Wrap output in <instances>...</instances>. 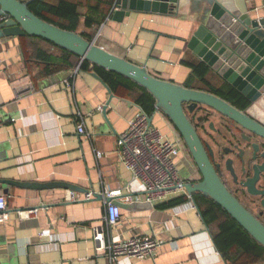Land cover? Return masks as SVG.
Listing matches in <instances>:
<instances>
[{
	"label": "crops",
	"instance_id": "1",
	"mask_svg": "<svg viewBox=\"0 0 264 264\" xmlns=\"http://www.w3.org/2000/svg\"><path fill=\"white\" fill-rule=\"evenodd\" d=\"M68 1L79 4L80 30L100 2L94 16L103 12L105 18L93 29L96 45L146 66L155 76L185 85L191 69L181 59L187 53L195 57L188 43L204 14L202 0H180L167 14L133 11L122 22L108 19L114 4L106 0ZM218 1L237 13L264 16V0ZM95 73L77 66L40 77L36 66H27L19 37L0 39V194L7 197L9 216L0 223V252L18 264H228L214 242L216 228L205 224L188 195V201L167 209L157 204L143 210L122 208L118 224L105 228V242L138 235L157 238L161 245L154 257L123 255L111 261L106 251L97 250L92 226L106 213L104 197L86 200L85 191L100 194L107 188L116 196L147 199L145 185L133 178L117 147L138 107L113 93L108 123L98 106L107 104L110 93ZM246 111L264 124V97L251 102ZM155 116L167 129L162 133L178 141L168 118L160 112ZM81 122L90 136L79 134ZM214 125L221 128L222 119L216 117ZM176 162L187 181L198 178L189 152L180 149ZM8 180L15 183L4 182ZM30 183L41 186L28 187ZM242 199L254 213L258 211L248 196ZM33 208L36 216H19L20 210Z\"/></svg>",
	"mask_w": 264,
	"mask_h": 264
},
{
	"label": "water",
	"instance_id": "2",
	"mask_svg": "<svg viewBox=\"0 0 264 264\" xmlns=\"http://www.w3.org/2000/svg\"><path fill=\"white\" fill-rule=\"evenodd\" d=\"M204 14L192 32L188 47L193 54L217 72L228 84L232 85L252 103L264 97V16L257 17L250 13H237L218 0H202ZM172 4V5H171ZM180 5V0H115L112 19L122 22L131 12L167 14ZM7 17L5 20L1 18ZM31 35L44 38L55 45L72 51L80 56L81 62L88 60L94 65L117 72L146 88L156 98V109L161 111L182 137L192 156L201 178L185 183L187 193L192 197L196 193L212 198L221 205L258 243L264 246V222L249 210L222 180L221 165L214 162V152L205 144L189 117L197 108L203 107L217 112L231 120L240 128L249 132L244 135L250 142L253 136L264 140V124L242 111L223 98L203 90L191 89L182 84L162 79L151 74L146 66L136 64L126 58L117 56L87 40L80 33L62 29L47 22L29 8L27 2L20 0H0V39ZM96 78L105 82L98 74ZM106 85V84H105ZM107 86V85H106ZM110 96L104 106L106 121L107 107L115 97L107 86ZM211 127H214L211 122ZM251 167L243 161L244 150L239 149L242 161V180L239 182L247 192L260 198L261 214L264 213V152L260 145L254 143ZM230 153V150H226ZM234 161L226 162V169L237 182ZM251 173V175H247ZM1 181V180H0ZM7 183H15L4 181ZM28 187L40 188L39 183L27 184ZM71 189V188H70ZM72 190V189H71ZM74 190V189H73ZM89 191H85V194ZM100 194L95 193L94 196ZM100 197V196H99ZM119 198H106L126 210H143L153 208L149 201L125 204ZM0 264H18L0 252Z\"/></svg>",
	"mask_w": 264,
	"mask_h": 264
},
{
	"label": "trees",
	"instance_id": "3",
	"mask_svg": "<svg viewBox=\"0 0 264 264\" xmlns=\"http://www.w3.org/2000/svg\"><path fill=\"white\" fill-rule=\"evenodd\" d=\"M20 1L27 2L28 8L41 19L62 29L78 32L89 41L94 38L95 30L93 29L97 28L105 18L103 12L98 17L94 16L100 5L99 2L93 7L91 14L86 15L85 28L80 30L81 12L78 3L68 0H58L55 3L50 0ZM114 2L115 0H106L108 5ZM88 29L93 31L88 32ZM19 39L27 66H36L40 77L79 66L82 71L96 72L113 93L129 98L150 115L156 111V98L135 81L117 72L94 65L88 60L81 62L80 56L76 53L61 48L44 38L24 35ZM181 63L191 69L185 87L213 93L242 111H246L251 105V101L246 96L228 84L221 76L215 74L196 56L187 53L181 59ZM189 199L187 195L182 194L160 202L156 207L167 209ZM192 200L205 224L216 228L213 234L214 242L228 264H264V246L258 243L221 205L202 193L194 194Z\"/></svg>",
	"mask_w": 264,
	"mask_h": 264
},
{
	"label": "built area",
	"instance_id": "4",
	"mask_svg": "<svg viewBox=\"0 0 264 264\" xmlns=\"http://www.w3.org/2000/svg\"><path fill=\"white\" fill-rule=\"evenodd\" d=\"M5 19L7 17L1 18V20ZM30 90L33 89L30 88ZM137 107L136 114L128 121L127 130L117 139V147L124 165L132 172L133 178L143 182L146 187V201L153 205L182 194L190 197L185 188L187 179L181 176L176 162V157L180 154L179 140H172L164 135L154 123L155 114L162 113L161 111L156 109L150 115L142 107L138 105ZM103 109L102 105L98 106V110L103 111ZM77 129L79 134L90 136L83 122L78 124ZM100 155L101 153L97 152V156ZM94 194V191H89L85 194V199H91ZM100 195L104 197L106 213L99 224L92 226L97 250L106 251L111 261L123 255L139 260L154 257L161 241L153 236L138 235L119 241L111 238L105 242V228L110 230L116 226L122 214V208L112 202H107L106 198L117 197L126 204L140 202L143 198L129 194L116 196L107 188H104ZM71 197L75 199L74 196ZM7 209V197L0 194V223L6 222L9 218ZM36 214V208L19 211L21 218L28 219Z\"/></svg>",
	"mask_w": 264,
	"mask_h": 264
},
{
	"label": "flooded vegetation",
	"instance_id": "5",
	"mask_svg": "<svg viewBox=\"0 0 264 264\" xmlns=\"http://www.w3.org/2000/svg\"><path fill=\"white\" fill-rule=\"evenodd\" d=\"M189 117L195 124L199 135L203 142L205 144L210 145L214 152V162L219 163L221 165V171L220 175L222 180L225 182L227 187L239 198V200L246 206L244 200L242 199L243 196H248L252 206H254L256 209H258L257 212L254 213V211L250 208L247 207L249 210L253 211L254 214H256L263 222H264V213L263 215L261 214V208H260V198L256 196L250 195L246 188L243 187L239 182L242 180V161L240 159V151L237 149L239 147L240 149L244 150V156H243V161L245 162L247 166V170L251 167L250 159L253 155V147L252 145L254 143H257L260 145L261 149L259 153L264 152V140L253 136L252 140L248 142L245 140L244 135L248 134L250 135L249 132L245 131L243 128H239L237 124L232 122L231 120L223 117L222 115L218 114L217 112H211L210 109H205L203 107L197 108L193 113H188ZM218 114V115H216ZM219 117L222 119V124L226 125L221 128L218 126L212 128L211 127V122L213 124L215 123V118ZM226 121V122H225ZM221 122V121H219ZM224 122V123H223ZM240 129V130H239ZM182 138V137H181ZM246 143V145L244 144ZM245 145V147H243ZM186 146V145H185ZM187 148V147H186ZM246 148V149H245ZM188 150V149H187ZM226 150H230V153H226ZM189 152V150H188ZM190 154V153H189ZM191 156V155H190ZM192 158V156H191ZM193 159V158H192ZM233 160V167L236 171L237 174V179L238 181L236 182L231 175V173L226 169V162L227 160ZM264 162V158H262L260 161ZM195 164V162H194ZM196 166V164H195ZM197 168V166H196ZM198 171V180L201 178V174L197 168ZM247 175H251V173H248ZM260 182L258 184L259 188H263L264 185Z\"/></svg>",
	"mask_w": 264,
	"mask_h": 264
},
{
	"label": "rangeland",
	"instance_id": "6",
	"mask_svg": "<svg viewBox=\"0 0 264 264\" xmlns=\"http://www.w3.org/2000/svg\"><path fill=\"white\" fill-rule=\"evenodd\" d=\"M154 123H157L159 125V127L161 128V130H162L163 133H166L167 132V129H166L164 123L163 122L160 123L158 116H155L154 117ZM172 129L176 132V135H177L178 140H179L180 149H182L188 155V150H187V148L185 146V143H184L183 139L181 138L180 134L178 133V131L175 129V127L173 125H172ZM169 136H170V138L173 139V137L171 135H169ZM178 158H179V156H178ZM176 159H177V157H176ZM181 167L182 166H180V168Z\"/></svg>",
	"mask_w": 264,
	"mask_h": 264
}]
</instances>
